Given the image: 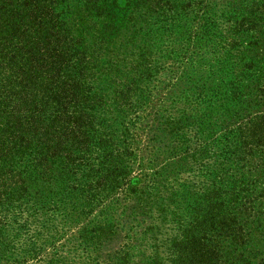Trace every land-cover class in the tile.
<instances>
[{
  "label": "trees",
  "instance_id": "trees-1",
  "mask_svg": "<svg viewBox=\"0 0 264 264\" xmlns=\"http://www.w3.org/2000/svg\"><path fill=\"white\" fill-rule=\"evenodd\" d=\"M0 264H264V0H0Z\"/></svg>",
  "mask_w": 264,
  "mask_h": 264
}]
</instances>
